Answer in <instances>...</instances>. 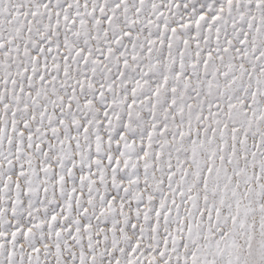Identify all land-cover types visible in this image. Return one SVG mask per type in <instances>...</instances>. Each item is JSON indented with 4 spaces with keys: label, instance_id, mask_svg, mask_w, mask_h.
Segmentation results:
<instances>
[{
    "label": "snow or ice",
    "instance_id": "snow-or-ice-1",
    "mask_svg": "<svg viewBox=\"0 0 264 264\" xmlns=\"http://www.w3.org/2000/svg\"><path fill=\"white\" fill-rule=\"evenodd\" d=\"M0 264H264V0H0Z\"/></svg>",
    "mask_w": 264,
    "mask_h": 264
}]
</instances>
